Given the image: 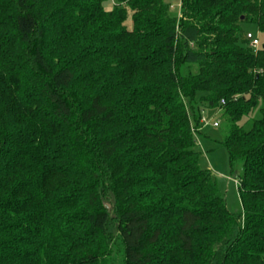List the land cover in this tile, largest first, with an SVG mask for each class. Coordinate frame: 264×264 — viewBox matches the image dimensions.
Segmentation results:
<instances>
[{"label": "trees", "instance_id": "trees-1", "mask_svg": "<svg viewBox=\"0 0 264 264\" xmlns=\"http://www.w3.org/2000/svg\"><path fill=\"white\" fill-rule=\"evenodd\" d=\"M105 2L0 0V264H264V45L241 27L264 33V0ZM199 94L240 214L200 167Z\"/></svg>", "mask_w": 264, "mask_h": 264}, {"label": "rangeland", "instance_id": "rangeland-1", "mask_svg": "<svg viewBox=\"0 0 264 264\" xmlns=\"http://www.w3.org/2000/svg\"><path fill=\"white\" fill-rule=\"evenodd\" d=\"M169 5V15L172 18L181 16L180 0H164ZM115 0H106L105 7L110 10L114 6ZM129 30H132L131 16L125 23ZM242 34L244 38L250 40H258L259 47L264 45V33L260 32L254 23L241 24ZM189 73L195 75L198 73L196 65L185 66L181 69L183 76ZM195 112L201 116L203 122L196 133L197 151L201 153L200 167L202 170L210 171L217 181L219 190L224 197L227 208L234 214L242 212V205L239 198L238 186L235 182H239L242 174L240 164L231 167L227 150L223 147L222 141L225 137L227 123L222 116V112L218 109L210 108L201 100V94L198 95L193 103ZM191 119L194 123L193 112L190 109ZM217 123V126H215Z\"/></svg>", "mask_w": 264, "mask_h": 264}, {"label": "built area", "instance_id": "built-area-1", "mask_svg": "<svg viewBox=\"0 0 264 264\" xmlns=\"http://www.w3.org/2000/svg\"><path fill=\"white\" fill-rule=\"evenodd\" d=\"M259 45L260 44H259L258 40H251L250 47L253 49L254 52H256L259 49ZM202 122H203V120H201V123ZM215 126H217V123H215ZM192 131H193L194 135L196 136V133H197L198 130H196L194 125H192ZM196 139H197V136H196ZM235 183L238 184L237 182H235Z\"/></svg>", "mask_w": 264, "mask_h": 264}]
</instances>
